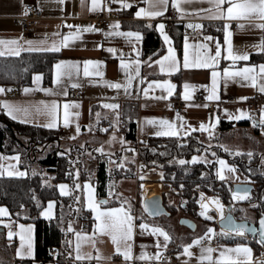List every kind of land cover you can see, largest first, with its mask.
I'll list each match as a JSON object with an SVG mask.
<instances>
[{"label": "crops", "instance_id": "obj_1", "mask_svg": "<svg viewBox=\"0 0 264 264\" xmlns=\"http://www.w3.org/2000/svg\"><path fill=\"white\" fill-rule=\"evenodd\" d=\"M114 1L115 8L118 11L128 12L130 8L133 7L129 14H123L122 20L120 21L119 31H140L137 28L131 27L129 24L132 22H143L146 26L151 24L154 34L150 41H144V36L142 33V39L135 44L128 43V38L120 37L116 35H105L108 32H115L117 29L113 28H98L102 31L99 32H83L80 33V38L74 41L69 42V46L61 47L60 60L67 61H78L80 63V73L76 75L73 73L71 79L67 76L63 77L59 85H54L52 82L49 85H43L42 79L37 83H32L28 85L20 86L17 89L15 95H4L3 92L0 93V101H8L15 105L21 106H35L39 105L41 101L51 102L56 100L59 102V112L57 119V127L52 128L53 130H57L60 134H62L68 141L76 142L78 139L84 137L86 134H93L94 129L96 128V124L99 120L103 118H107L111 121V130L110 133L115 128L118 131V128L123 125V111L128 108L129 104L135 105L136 108V136L137 140H142L146 136H157L153 133L156 131H167L168 129L163 128L159 125V123L151 124L146 122V118H158V119H167L169 121L175 122L178 130V135L176 136H185L184 131L187 130V135L192 132H199L204 134V136L210 137L208 132L211 131L213 135L217 132H226L225 130L232 131L234 129H238L244 136L243 138L249 135H257L264 137V132L261 131L259 126L254 127L252 120L248 117H242L240 120H229L227 118V114L224 112V109H228L231 113L239 114L236 112L237 109L247 110L249 115L255 116L257 121L259 120V109L262 105H264V93L258 91L257 88L251 86L250 82L240 80L237 82L236 80H230L227 84V87H224L223 82L218 89V95L220 99L218 101H208L207 96L209 95V91L206 88L200 87V85H209L211 84V70L210 69H184L183 68V56H184V37L185 35L189 38V44L192 46L189 48L190 59H194L198 54H203L205 50L198 49L196 45L200 43H209V50L212 54L215 52L216 41H219L222 49H226L227 45L224 44V31L223 25L225 21L218 19H208L206 14L196 15L191 12V8H205L207 9L209 5L207 2L201 3L200 0H196L193 5H186L185 7L189 9V11L184 14L188 16H193L198 19L197 21H189L182 23H174L171 28L167 29L165 27V31L171 37V47L175 49L176 57L180 62V68L177 72L167 73L160 72L159 65L152 63V61L158 60L161 56L167 54L169 44H165L163 41L160 32L155 28V25L158 23H163L162 18L166 15L167 11L161 17H136L135 12L140 7H147L144 3V0H125V2L130 3L132 6L130 8H123L120 3ZM104 0H96V7L93 9V0H0V39H17L22 48L27 49L30 47L26 43V41H32L33 44L31 47L35 48H49L53 44V42H59L63 39V34L68 33L69 31H76L75 28L69 29L67 25H81L87 26L92 25L91 18L99 13L102 8ZM33 3L36 4L41 12L40 18L36 20L34 29L32 32H23L22 24L17 16L23 14L24 6L26 4ZM180 14V13H179ZM181 15V14H180ZM201 23L203 25V29H194V28H186V25L189 23ZM229 23V31L231 33L230 40L234 47V50L238 52L247 51L250 54L258 53L251 47L252 45L257 44L262 38H264V30H261L256 27H252L249 21L245 20H231ZM236 23V27H232V25ZM239 25H244V27H240ZM93 26V25H92ZM215 29V30H214ZM59 34V35H57ZM205 36H212L214 40L212 42H207L204 40ZM175 37H180V45L179 48L175 46ZM134 40V38H132ZM156 39H160L162 41L161 47L157 48ZM44 42V43H41ZM97 45H101V47H97ZM158 45V44H157ZM136 47L139 51V56H137L136 52H133L132 47ZM147 48L149 54L144 56L143 50ZM109 47L115 48L116 54L113 55L109 53L107 49ZM22 52H53V51H27L23 50ZM121 52L123 53V58L126 61L139 59L142 63L139 66V74L144 78L143 81L134 77L132 81V86L125 92V89L121 88L119 90L108 87L103 80L116 81V82H124L125 73L119 68V61ZM226 55V52L223 53ZM85 60H101L104 61L103 65L99 66V70L104 73V76L101 77H85L83 75V61ZM245 63H250L247 61H237L235 65L232 64L231 61L221 59L220 64L218 66V70L222 72L224 67H243ZM264 63V62H261ZM254 64V63H252ZM257 63L256 65H259ZM130 71L135 72V66H130ZM52 71V79H53ZM40 74V73H35ZM152 80H170L173 84L176 85V88L172 90V94L169 95L166 89L158 88L153 86V88L149 89V94L145 96L143 89L148 87L147 82ZM188 82L192 85H196L194 89L191 90V96L188 100L183 98L184 93V83ZM73 84L79 85L77 87H81L84 90V96L82 98H72L69 94V87L73 86ZM4 87V86H3ZM5 88V87H4ZM24 88L32 89L29 92H25ZM41 88H52L56 92H62L64 90L67 91V95H53L51 93H46L41 91ZM200 89L204 91V100L197 101L194 98L195 91ZM231 95L236 98L240 96L248 97L247 100H238L236 102L226 101L225 97ZM166 97L165 99H159V97ZM172 98H181L184 103L179 112H174L168 105L169 101ZM67 101L70 104L72 102H76L78 107L73 106L70 108L71 112H78L79 116L70 117L72 123L68 126H65L63 123V104ZM118 104L119 108L117 109H109L105 108L104 104ZM214 104L215 107L219 109L218 112L210 111L208 107H200V105ZM32 114L28 117L31 120V124L36 126H41L50 121V117H48L43 112L37 114L35 109H31ZM2 113L5 114L3 111ZM99 113V117L97 116ZM117 113L119 115H117ZM177 113L181 117L184 118L185 129H180L179 124L180 121L177 119ZM6 115V114H5ZM10 118L8 115H6ZM217 117H219L217 121ZM11 119V118H10ZM13 120V119H12ZM241 120H250L248 125L240 126L236 123ZM14 121L21 122L20 119H16ZM203 121L206 125H208V130L203 131L199 130L200 122ZM232 122V127L226 129L221 128V122ZM81 126V131L79 135H75V127L76 124ZM215 125L211 127V125ZM116 125V126H115ZM188 125H191L189 128ZM46 128V127H44ZM49 129V128H47ZM110 133H107L104 136H108ZM121 134V132H119ZM256 133V134H255ZM75 135V139H70ZM122 135V134H121ZM123 136V135H122ZM166 136V135H160ZM211 136V137H212ZM214 138V137H213ZM128 145V141H126ZM262 155L259 154L260 159L264 157V151H262ZM248 153V152H247ZM17 152L14 153H5L4 156L12 155L14 156ZM19 154V153H18ZM8 157V156H7ZM11 157V156H10ZM35 158V157H34ZM15 167H24L21 164V156L19 154V162L12 160ZM34 162V161H33ZM5 163V161H4ZM35 163V162H34ZM36 165V164H32ZM5 175V174H3ZM1 176V175H0ZM8 176V175H5ZM218 176V175H217ZM93 176L86 180H80L81 192L77 195L81 196V201L86 209L87 197L86 192L83 188L85 182H88L92 185L93 189V198L96 199L94 194V186L92 183ZM136 179V178H135ZM230 180V179H229ZM137 181L138 188L140 189V183ZM232 183L235 182H248L246 180H230ZM75 183V182H74ZM61 184V183H60ZM75 187V184H74ZM59 188V187H58ZM60 190V189H59ZM163 190V189H162ZM61 191V190H60ZM69 191V186L66 192ZM145 196L142 197V199ZM97 200V199H96ZM49 201V200H48ZM48 201L46 202L45 207H47ZM51 201H54L51 199ZM0 206H4L8 209V216L0 217V219L4 220V224H0V264H14L16 260L24 259V258H32L33 264H54L52 261H46L41 263L40 261L35 259V224L32 221H22L16 219L12 216L9 208L0 204ZM122 205L116 206L121 207ZM101 208H104L100 206ZM43 208L40 210L43 211ZM115 208V207H112ZM125 208V207H123ZM126 209V208H125ZM91 216L93 217L95 223V218L91 209ZM53 217L56 212V202L54 201L53 205ZM133 217V237H132V251L135 257H138L142 251L141 245H145L146 247L143 251L149 254H155L157 252L156 242L159 240L163 243V237L159 235H153L151 232L152 227H162L171 237L169 240L167 247L162 248L160 251L162 252V259L157 261L155 259L150 261H144L139 259H134L136 261H140L143 264H208L207 261L199 262L196 257L200 254V245H192L190 249L193 252V256L189 257L183 254V244H191V241L197 236H202V234H198L192 236L189 239H186L182 244L179 243L177 248L172 247L173 240L175 236L170 233L168 228L161 223L158 219H155L151 216H146L141 219H137L131 213ZM41 216V215H40ZM43 218H46L42 216ZM181 218V217H180ZM179 218V219H180ZM178 219V223H179ZM69 222H71L73 232H66L65 241H71V245L65 243L66 253L68 255L69 252L73 253L71 257L72 260L75 258V244H76V232L86 233L89 236L93 233V226L90 231H83L79 229V221L76 219H71L67 222L66 228L68 227ZM141 223H146L149 225L148 229L141 230L139 225ZM180 224V223H179ZM19 225H31V236L33 243V256L32 257H17L16 249L20 246V238L19 235H13L11 238L8 237V232L11 230L13 233H20L22 230ZM183 225V224H182ZM191 230V229H190ZM195 230V229H194ZM143 231V234H141ZM193 231V230H191ZM235 237V236H234ZM230 237V238H234ZM224 239L219 238L217 235H213L211 241L205 239L202 241V244L207 246L211 244L213 248L221 249L225 246L234 247L236 244H246L251 248V257L248 259H243L242 264H261L253 263V257L255 255L252 246L247 242H235V243H226L223 241ZM97 250L101 255L99 260L96 259ZM82 251L85 253L90 252L93 256L91 260H83L87 261L90 264H128L120 254L121 258L119 260H112L111 256L115 253V246L112 243L111 237L107 234H98L95 237V247L92 246L91 241L85 242L82 244ZM179 253V255H178ZM219 251L214 252L213 256H218Z\"/></svg>", "mask_w": 264, "mask_h": 264}, {"label": "snow or ice", "instance_id": "obj_2", "mask_svg": "<svg viewBox=\"0 0 264 264\" xmlns=\"http://www.w3.org/2000/svg\"><path fill=\"white\" fill-rule=\"evenodd\" d=\"M63 2V0H61ZM117 3H120L123 8H130L132 5L130 3L125 2V0H116ZM196 0H144V3L147 7H140L135 12L136 17H161L167 11L169 4L176 12L180 13L182 16L186 14L189 9L186 8V5H193ZM201 3L207 2L209 7L205 8H191V12L196 15L206 14L208 19H218L225 21L223 25L224 31V44L227 45L226 49H222V46L219 41H216L215 52L211 53L209 50V43H200L196 45L198 49L205 50L203 54H198L194 59H190L189 48L192 47L189 44V38L187 35L184 37V56H183V68L184 69H210L211 70V84L209 85H200L202 88H206L209 91V95L207 96L208 101H218L220 99L218 95V89L223 82L224 87H227V84L230 80H236L239 82L240 80L250 82L251 86L257 88L259 92L264 93V63H260L259 65L252 63H245L243 67H224L222 72L218 70V66L220 64V60H228L231 61L233 65L237 61H249V53L247 51L238 52L234 50V47L231 43L230 36L231 33L229 31V23L231 20H245L251 23L252 27L259 28L264 30V0H200ZM96 7V0H93V9ZM27 14V10L25 13ZM120 22L115 21L113 24L109 25V28L115 27L117 30L115 32H108L105 35L111 36L116 35L120 37L128 38V43L135 44L142 39V33L140 31H119ZM148 27H152L151 24L147 25ZM240 27H244V25H239ZM69 29L75 28L76 31H69L68 33L63 34V39L59 42H53L51 47L49 48H35L31 47L33 44L32 41H26L29 48L24 49L19 44L17 39H0V56H19L20 52L23 50L27 51H53L59 52L61 47L69 46L70 41H74L80 38L81 31L83 32H99L101 29L95 28L92 25L81 26V25H67ZM188 28L194 29H203V25L201 23H189L186 25ZM155 28L160 32V35L163 38L165 44H169V48L167 54L161 56L158 60L152 61V63L159 65L160 72L164 73H174L177 72L180 68V62L178 61L175 53V49L171 47V37L165 31V25L163 23H158L155 25ZM59 35V34H57ZM134 38V40L132 39ZM204 40L207 42H212L214 37L205 36ZM44 43V42H41ZM97 47H101V45H97ZM253 49L261 54H264V38H262L257 44L252 45ZM133 52H136L137 56H139V51L136 47H132ZM109 53L113 55L116 54V49L109 47L107 49ZM226 52V55L223 53ZM104 61L101 60H85L83 61V75L85 77H103L104 73L99 70V66L103 65ZM142 63L141 60H130L126 61L123 58V53L121 52L119 68L125 73L124 82H116L103 80L108 87L114 89H125L127 90L132 86V81L134 77L144 80L143 77L139 74V66ZM135 66V72L130 71V66ZM53 79L52 83L54 85H59L62 78L67 76L69 79L72 78L73 73L79 75L80 73V63L78 61H67L60 60L57 61L53 65ZM42 79V74H34L33 83H37ZM148 87L143 89L145 96L149 94V89L153 88V86L166 89L168 94H172V90L176 88V85L173 84L170 80H152L147 82ZM79 85L73 84V87H77ZM184 93L183 98L188 100L191 96V90L196 87V85H192L188 82H185L184 85ZM6 90L3 86H0V93L5 92ZM32 89L24 88L25 92H29ZM41 91L46 93H51L53 95H67V91L64 90L62 92H56L52 88H41ZM166 97H159V99H165ZM238 100H247L248 97L240 96L237 98ZM76 106L78 104L76 102H72L71 104L67 101L63 104V123L65 126H68L72 123L70 117L79 116L78 112H71L70 108ZM105 108L109 109H117L119 108L118 104H104ZM171 107V105H168ZM200 107H208L207 104L200 105ZM0 108L8 115L11 119L16 120L20 119L23 123H31L32 121L28 119V117L32 114L31 109L34 108L36 113L39 114L43 112L48 117H50V121L45 123L43 127L52 129L56 128L58 112H59V102L53 100L51 102L41 101L39 105L35 106H21L15 105L8 101H0ZM224 112L227 114V118L229 120H240L242 117H248L252 120L253 126H259L261 131L264 132V105H262L259 109V120L255 118L253 115H249L247 110L237 109L236 112L239 114L231 113L228 109H224ZM117 115H119L117 113ZM99 117V113H97ZM177 119L180 121L179 128L185 129L184 118L177 113ZM219 117H217L218 121ZM147 123L155 124L159 123V125L163 128L168 129L167 131H156L153 134L160 136H176L178 135V130L175 122L169 121L167 119H158L155 117L146 118ZM215 125H211L214 127ZM190 128L191 125H188ZM208 125H206L203 121L200 122L199 130L207 131ZM81 131V126L77 123L75 127V135H79ZM101 131H107L106 129H101ZM212 132L209 131L208 135L211 137ZM75 135L70 137V139H75ZM184 135H187V130L185 129ZM115 139L113 135L110 137L107 143H111V140ZM121 142L123 143V138L121 137ZM81 148H84L85 145L81 144ZM223 147V146H222ZM96 152L104 154V148L98 147L95 149ZM134 151V150H133ZM225 151H229L228 148H225ZM59 155H66L65 152L59 153ZM91 155V153H89ZM251 155V153H249ZM200 159L199 157L193 156L192 161H196ZM16 161L19 162V154H15L14 156L7 157L4 155H0V175L5 174L3 169H5L6 165L3 163L4 161ZM172 161H169L171 163ZM74 163V162H73ZM123 163V158L121 159V164H117V167H120ZM179 163L184 164L185 161L180 160ZM221 169L218 174L220 175V179H224L222 174V170L227 168L230 171H233L231 165H228L223 159L218 160ZM8 168L15 169V164H8ZM8 176H25L26 172L13 170L7 171ZM77 177L79 176V171L76 173ZM57 187L61 190L62 195H67L68 193L65 191L68 185L59 184ZM76 188H80L79 184L75 185ZM83 188L86 192L87 203L86 207L91 209L95 218V223L93 224V233L89 236L86 233L76 232V244H75V258L73 260V264H76L77 261L83 260H91L93 256L90 252L85 253L82 251V244L88 241H91L92 246L95 247V237L98 234H107L111 237L112 243L115 246V251L117 253L122 254L124 260L126 262H131L134 259L150 261L157 260L160 261L162 259V252L160 251L162 248H166L169 240L171 239L170 235L162 228V227H152L151 232L153 235H159L163 237V243L159 240L156 242L157 252L155 254H149L143 249L146 247L145 245H141V253L138 257H135L132 251V237H133V217L131 215V209H125L123 206L121 207H104L101 208V204H107V200L97 201L93 198V189L92 185L88 182H85ZM114 191L111 183L109 184V195H113ZM203 196V194H201ZM233 199L235 200H243L248 198V189L244 188L240 191H236L232 193ZM35 199V197H33ZM79 200V197H77ZM53 205L54 201L49 200L47 207L43 208V211L40 212L41 216H44L48 219L53 218ZM216 210L221 216V224L222 227L220 229L219 235L229 236L234 235L237 237H244L247 233H256L259 237L258 243L264 245V212L260 214L259 217V227L256 228L254 226H250L249 224L241 221L239 223L235 222L233 218L229 215L225 217L223 212V205L219 202L218 198L215 200ZM40 205H38L39 207ZM205 205H202L204 208ZM255 207V205H253ZM23 208V205H21ZM145 211H150L152 214H155L154 209H149L147 204L145 205ZM8 209L4 206H0V217L8 216ZM201 216H206L208 219H213V217L208 216L206 211H201ZM0 224H4V220L0 219ZM22 230L20 233H13L11 230L8 232V237L11 238L13 235H19L20 238V246L16 249L17 257H32L33 256V243L31 236V225H19ZM141 230H145L149 228V225L146 223H141L139 225ZM66 232H73L71 222H69L67 229H62ZM143 234V231L142 233ZM216 231L212 227H208L202 236H197L191 241V244H183V254L186 256H193V252L190 250L192 245H200V254L196 257L197 261L205 262L208 264H242L243 259H248L251 257V248L246 244H236L234 247H223L221 249H216L211 246V244L205 246L202 244V241L207 239L209 241L212 240L213 235H216ZM64 243L71 245V241H64ZM219 251L218 256H213L214 252ZM53 255H58L56 251H53ZM179 255V253H178ZM69 257L73 256L72 252L68 253ZM101 255L99 250H97L96 259L99 260ZM261 264H264V260L261 261Z\"/></svg>", "mask_w": 264, "mask_h": 264}, {"label": "trees", "instance_id": "obj_3", "mask_svg": "<svg viewBox=\"0 0 264 264\" xmlns=\"http://www.w3.org/2000/svg\"><path fill=\"white\" fill-rule=\"evenodd\" d=\"M119 11L120 15L129 14ZM133 28L139 29L144 36V41H150L154 31L143 22H132L129 24ZM215 30V29H214ZM175 46L179 48L180 37H175ZM157 48L161 47L162 41H154ZM158 44V45H157ZM149 51L144 46L143 55ZM58 52H22L19 56H0V86L6 88H16L31 84L35 73L42 74L43 85L52 82L53 65L60 59ZM250 63L264 62V54L252 53L249 56ZM136 108L129 104L127 110L122 113L123 125L118 128L124 139L128 141V148L134 150V159L129 160L126 166L117 167L115 178L108 176V159L100 158L94 162V175L92 183L97 201L107 200V204L102 207H116L120 202H116L112 195H109V184L115 189V181L121 176L137 177L138 181L152 180L164 184V191L161 196L164 206L173 213L175 207L169 209L165 203L166 193L170 188L177 190L178 195L187 199L189 203L196 201L198 193L204 192L208 195H221L224 204L232 203V182L229 179H220L215 171V162L192 161V156L200 152L196 147V141L192 136L202 135L199 132H192L185 136H146L142 140H137L136 136ZM250 120H241L237 125H248ZM107 131L110 132L111 123H108ZM232 122H221V128L232 127ZM9 126L12 127L11 132ZM60 133L57 130L47 129L41 126L20 123L8 118L4 113H0V151L5 153L17 152L21 156V164L26 165L36 162L40 171L47 170L51 173V184L42 183V175L39 173L27 174L25 176H0V204L6 205L12 216L22 221H32L35 224V259L44 263L52 261L54 264H73V260L66 253L65 237L66 224L71 219L79 221V229L90 231L93 226L91 211L86 209L81 201L77 199V190L73 187L75 182L74 167L72 164V154L66 151L52 150L41 157L31 154L39 144L58 140ZM17 139L20 141H17ZM23 143V144H22ZM29 144V147L25 146ZM137 149V150H136ZM198 149V150H197ZM129 151V150H128ZM65 152L61 156L59 153ZM31 155V156H30ZM108 155V154H106ZM245 155V154H244ZM35 157V158H34ZM229 162L234 164L239 171L248 177V182L254 186L255 197L249 201L241 200L235 208V217L238 219H248L255 221L264 212V159L261 163L259 154L238 161L231 157L224 156ZM185 161L184 164L179 163ZM169 161H172L169 163ZM114 164L115 161H112ZM118 164V163H117ZM116 164V165H117ZM78 179L86 180L87 175L79 173ZM60 183L69 186L67 195H62L57 187ZM141 182L140 189L148 188ZM71 188H73L71 190ZM117 193V190H114ZM35 197V199H33ZM56 202V212L52 219L40 216V210L48 200ZM237 202V201H235ZM23 205V208H21ZM38 205H40L38 207ZM247 206L251 212H243ZM244 205V206H243ZM255 205V207H253ZM182 209L190 211L186 204ZM139 220V219H138ZM256 239V237H253ZM226 243L247 242L254 253L260 250V245L245 237L226 238ZM173 249L177 246L172 245ZM51 250H55L58 255H51ZM14 264H33L32 258L16 260ZM76 264H90L87 261H77Z\"/></svg>", "mask_w": 264, "mask_h": 264}, {"label": "rangeland", "instance_id": "obj_4", "mask_svg": "<svg viewBox=\"0 0 264 264\" xmlns=\"http://www.w3.org/2000/svg\"><path fill=\"white\" fill-rule=\"evenodd\" d=\"M111 121L107 118H103L102 120H99L96 124V128L94 129L93 134H86L84 137L78 139L76 142L68 141L62 134H60L58 140H52L47 143L39 144L36 147V150L31 151V154H34L37 157H41L44 154H46L48 151L52 150H60V151H66L68 153H71L72 155V164L74 167V176H75V185L79 184L80 181L76 175L77 170L79 173L84 172L88 178L94 175V162L97 159L100 158H107L108 159V166H110L113 162L117 164H121V159L123 158V163L121 166H126L127 162L129 160L134 159L135 151L131 152V148H128V145L126 144V140L124 137L119 133V131H116L115 127L114 130L108 135L104 136L101 129H107L109 127V124ZM116 126V125H115ZM226 132H217L212 137L202 136V135H195L192 136L193 140L196 141V147L200 150L199 153L194 154L193 156L199 157L200 159L196 161H203V162H211L212 160L215 162V168L213 169L220 178V175L218 174L219 170L221 169V166L218 163L219 159H223L228 165H231L234 169L233 171L228 170L227 168L222 170V174L224 178L230 179V180H246L248 177L239 171L237 167L229 162L224 156L231 157L232 159H236L238 161L245 160L246 158H250L255 155H262V151H264V137L257 136V135H249L245 138L238 129H234L232 131L225 130ZM256 134V133H255ZM115 136V139L111 140V143H107L109 141L110 137ZM123 138V143L121 142L120 138ZM214 137V138H213ZM85 145L84 148H81L80 145ZM25 146L29 147V144H26ZM104 148V154H101L99 152H96L95 149L98 147ZM223 146V147H222ZM225 148H228L229 151H225ZM197 149V150H198ZM58 150V151H59ZM129 150V151H128ZM137 150V149H136ZM248 152V153H247ZM91 153V155H89ZM251 153V155H249ZM5 152L0 151V155H4ZM108 154V155H106ZM245 154V155H244ZM8 157L12 155H7ZM31 156V155H30ZM192 156V157H193ZM260 159V157L258 158ZM263 159H260L261 163H263ZM74 162V163H73ZM4 163V162H3ZM13 164V161H5V169H3L5 175H7V171H13V170H19L24 171L27 174H34L39 173L42 175V183L49 185L51 184V173L47 170L40 171V167L35 162H30L24 167L19 168L18 166L15 167V169L8 168V164ZM36 164V165H32ZM137 179V177H136ZM135 178L130 176H121L115 181V189L117 190V193H114L113 199L116 202H120V205L125 207L126 209H131V213L134 215L135 218L141 219L146 216H149L142 208V197L144 196L142 194L143 189L138 188V184ZM144 186H149L148 188H154L155 192H159L162 194L164 191V184L161 182H156L152 180L148 181H142ZM66 184V183H63ZM141 184V183H140ZM67 185V184H66ZM74 187V185H73ZM77 193L79 194L81 192V187L76 188ZM68 189V187H67ZM65 189V191L67 190ZM73 188H71L72 190ZM113 187V191L115 190ZM163 189V190H162ZM206 194L204 192H199L198 197L196 201L189 203L187 199L184 197L178 195L177 190H173L170 188V191L166 193L165 197V203L169 209L172 207H175V210L168 211V215L161 214L158 216H155L153 218L158 219L161 223H163L170 233H172L175 236V239L173 240L174 246H179V243L182 244L186 239L191 238L192 236L202 234L204 233L208 227H212L216 231V235L221 239H226L229 237H234L233 235L229 236H222L219 235L220 228L218 227L216 220L219 219L221 216H219L216 211L211 210L206 212L208 216L213 217V219H208L206 216H201L200 213L202 210L199 200L202 198L201 194ZM218 196L221 201V195L219 194H213ZM255 197V192L253 189V192L251 195H248V198L243 200H251ZM241 200L235 202L232 199V212L235 215V208L236 204L240 202ZM183 204L187 206V208H190V211L182 209ZM243 212L248 213L251 212L249 209H247V206L242 207ZM227 211L226 204H224L223 212ZM236 216V215H235ZM180 217H186L191 219L196 227L195 230L191 231L187 226L179 224L178 219ZM1 251V248H0ZM1 253V252H0ZM1 255V254H0Z\"/></svg>", "mask_w": 264, "mask_h": 264}, {"label": "built area", "instance_id": "obj_5", "mask_svg": "<svg viewBox=\"0 0 264 264\" xmlns=\"http://www.w3.org/2000/svg\"><path fill=\"white\" fill-rule=\"evenodd\" d=\"M25 10H27V14L25 13ZM23 14H21L20 16H17L16 18L20 20L21 24H22V28H23V32H32L36 23V20L38 18H40L41 16V12L39 7L36 4L33 3H29L26 4L24 6V10H23ZM122 20V16L120 15L119 11L115 8L114 5V1L113 0H104L103 4H102V8L99 11V13L97 15H95L94 17L91 18V23L95 28H108L110 24H113V22L115 21H121ZM159 20H162L164 22V25L167 29L171 28L172 25L174 23H182V22H189V21H197L198 19L194 18L193 16H188V15H180L178 12H176L175 9L170 8L168 10V12L166 13L165 16H163L162 18H159ZM237 24L234 23L232 25V27H236ZM185 29H188L187 27ZM5 89H9L6 88ZM17 92L16 88H11V90H6L5 92H3L4 95H15ZM69 94L71 95L72 98H82L84 96V90L81 87H69ZM194 98L197 101H203L204 100V91L197 89L195 91L194 94ZM226 101H230V102H236L237 98L235 96H231L228 95L225 97ZM183 99L181 98H172L169 101V105H171V109L174 112H179L183 106ZM208 109L210 111H215L218 112L219 109L217 107L214 106V104H210L208 106ZM3 110L2 108H0V113H2ZM117 165L112 163L110 166H108V176H110L111 178H115L117 175ZM234 236V235H233ZM237 237V236H235ZM246 239L249 240H253L254 242L258 243V239H254L253 237L249 236L246 234V236H244ZM260 245V250L255 253L254 257H253V263H259L262 260H264V245H261L260 243H258ZM53 251L55 250H51V255L54 257L55 255H53ZM121 258L119 253H115L111 256L112 260H119ZM128 264H143L140 261H136L133 260L131 262H128Z\"/></svg>", "mask_w": 264, "mask_h": 264}, {"label": "water", "instance_id": "obj_6", "mask_svg": "<svg viewBox=\"0 0 264 264\" xmlns=\"http://www.w3.org/2000/svg\"><path fill=\"white\" fill-rule=\"evenodd\" d=\"M9 128H10L11 132H13L12 127L9 126ZM17 141H19V140L17 139ZM244 188H247L248 189V195H251L253 192L254 186L251 182H235V183H232V191H240ZM146 204H147L149 209L155 210V214H152L150 211H145V205ZM142 208L151 217H155V216H158L161 214L168 215V211L166 210V208L163 204V199H162L161 193L153 194V195L148 196V197H144L142 199ZM226 208H227V211L224 214L225 217L230 215L233 218V220L237 223L243 221V222L249 224L250 226H254L256 228L259 227V217L260 216H258L255 221H251L248 219H238L234 216V214L232 212V204H227ZM179 223L187 226L191 230H194L196 227L195 223L191 219L186 218V217H181L179 219ZM216 223H217L218 227L221 229V227H222L221 218L217 219ZM247 235H249L251 237H256L257 239H259V237L256 233L249 232V233H247Z\"/></svg>", "mask_w": 264, "mask_h": 264}, {"label": "bare ground", "instance_id": "obj_7", "mask_svg": "<svg viewBox=\"0 0 264 264\" xmlns=\"http://www.w3.org/2000/svg\"><path fill=\"white\" fill-rule=\"evenodd\" d=\"M233 192H236V191H232V193ZM232 193H231V197L233 199ZM142 194L145 197H148V196H151L153 194H159V192H155V189L154 188H149V189H143L142 190ZM216 198H218L219 202L224 206V203L221 201V199L218 196H216V195L203 194L202 198H200V200H199V204H200L201 208H202V205H205V207L202 208V210L203 211H206V212L211 211V210H214V211H216V213H218L217 210H216V205H215ZM233 200L234 201H239V200H235V199H233ZM219 216H220V214H219Z\"/></svg>", "mask_w": 264, "mask_h": 264}]
</instances>
